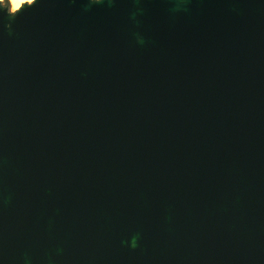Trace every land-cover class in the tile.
<instances>
[{
  "label": "water",
  "instance_id": "obj_1",
  "mask_svg": "<svg viewBox=\"0 0 264 264\" xmlns=\"http://www.w3.org/2000/svg\"><path fill=\"white\" fill-rule=\"evenodd\" d=\"M0 264H264V0L0 3Z\"/></svg>",
  "mask_w": 264,
  "mask_h": 264
},
{
  "label": "rangeland",
  "instance_id": "obj_2",
  "mask_svg": "<svg viewBox=\"0 0 264 264\" xmlns=\"http://www.w3.org/2000/svg\"><path fill=\"white\" fill-rule=\"evenodd\" d=\"M34 0H24L22 1L17 7H14L12 6V4L10 3L9 0H0V3L3 5V6H7L9 11L11 13H15L19 8H21L24 4L26 3H31L33 2Z\"/></svg>",
  "mask_w": 264,
  "mask_h": 264
},
{
  "label": "bare ground",
  "instance_id": "obj_3",
  "mask_svg": "<svg viewBox=\"0 0 264 264\" xmlns=\"http://www.w3.org/2000/svg\"><path fill=\"white\" fill-rule=\"evenodd\" d=\"M12 6L17 7L24 0H9Z\"/></svg>",
  "mask_w": 264,
  "mask_h": 264
}]
</instances>
